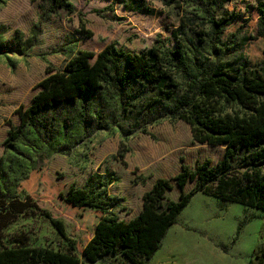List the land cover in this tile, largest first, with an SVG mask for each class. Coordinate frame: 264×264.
<instances>
[{
    "label": "rangeland",
    "instance_id": "1",
    "mask_svg": "<svg viewBox=\"0 0 264 264\" xmlns=\"http://www.w3.org/2000/svg\"><path fill=\"white\" fill-rule=\"evenodd\" d=\"M134 1L140 0H69L74 6L69 12L52 11V0H0V201L25 200L17 185L44 162L23 187L40 209L63 221L78 255L102 213L66 203L71 187L88 190L109 214L129 221L141 212L143 195L157 179H172L183 166L195 168L205 160L215 164L225 147L198 143L187 123L161 117L155 92L137 88L122 96L107 86L45 110L40 124L6 144L11 127L19 125L17 109L31 105L47 72L78 67L82 52L98 54L112 42L137 54L160 44L182 46L188 57L221 64L224 71H233L242 57L251 63L262 59L253 10L261 0H229L218 7L195 0ZM229 13H235L234 24L224 34L214 33L211 18ZM245 19L243 31L227 45L218 42ZM175 80L185 89L178 73ZM179 194L174 184L167 197L177 201ZM23 246L69 252L38 212L19 215L0 234V250ZM263 247V211L197 194L148 264H249ZM95 264L125 263L110 258Z\"/></svg>",
    "mask_w": 264,
    "mask_h": 264
},
{
    "label": "trees",
    "instance_id": "2",
    "mask_svg": "<svg viewBox=\"0 0 264 264\" xmlns=\"http://www.w3.org/2000/svg\"><path fill=\"white\" fill-rule=\"evenodd\" d=\"M183 1L190 0L172 3ZM227 1L195 0L202 7H218ZM59 9L72 12L74 6L69 0H52L51 10ZM253 10L258 20L256 36L263 41L262 59L251 63L242 57L230 72L221 70V64L210 65L204 58L188 57L182 46L171 49L160 44L137 54L114 42L98 54L82 52L78 67L66 66L59 72H47L37 85L31 105L17 109L19 125L11 127L6 144L13 145L27 127L40 124L45 110L76 102L87 93L107 86L122 96L137 88H143L144 93L155 92L161 117L184 121L191 127L196 142L224 146L225 153L215 164L205 160L195 168L183 166L172 179H157L143 195L141 212L129 221L109 214L107 207L88 190L71 187L63 196L66 203L102 213L81 255L77 254L76 243L67 234L63 221L40 209L23 187L32 173L46 166L42 162L17 185V193L25 195V200L0 201V234L19 215L38 212L50 220L58 235L68 243L69 252L41 246L1 249L0 264H95L110 258L125 264H148L197 194L264 212V0ZM234 22L235 13L210 20L212 30L218 35L224 34ZM247 22L245 19L226 41L219 37L218 42L227 45V41L243 31ZM177 73L185 83L183 90L176 83ZM174 184L180 190L177 201L167 197ZM188 185L192 188L186 191ZM249 264H264V247L250 258Z\"/></svg>",
    "mask_w": 264,
    "mask_h": 264
}]
</instances>
